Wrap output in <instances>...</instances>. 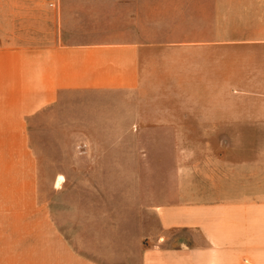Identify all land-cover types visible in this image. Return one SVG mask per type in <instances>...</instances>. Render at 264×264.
<instances>
[{
    "label": "crops",
    "instance_id": "crops-1",
    "mask_svg": "<svg viewBox=\"0 0 264 264\" xmlns=\"http://www.w3.org/2000/svg\"><path fill=\"white\" fill-rule=\"evenodd\" d=\"M196 10L192 38L190 7L182 32L160 36L158 8L143 0H0V139L28 138L33 116L68 99L86 108L83 138L125 121L164 130L181 140V192L153 208L157 241L181 232L183 247L142 249L137 264H264V0H198ZM14 149L0 150V171L24 153ZM9 233L0 227V264L77 258L45 241L46 219L39 244Z\"/></svg>",
    "mask_w": 264,
    "mask_h": 264
},
{
    "label": "rangeland",
    "instance_id": "rangeland-1",
    "mask_svg": "<svg viewBox=\"0 0 264 264\" xmlns=\"http://www.w3.org/2000/svg\"><path fill=\"white\" fill-rule=\"evenodd\" d=\"M143 4L158 8L160 36L182 32L178 15L188 7L192 38L198 34L194 11L198 0H143ZM223 29L229 31V24ZM63 103L56 111L33 116L28 138L0 139V150L24 152L6 155L9 171H0V196H8V202L0 204L4 206L0 227L13 228L11 241L39 244L46 219L45 241L73 250L74 264H137L142 249L182 248L181 232L169 233L158 244L160 229L153 214L155 206L172 203L181 192L173 154L181 140L166 138L161 129L130 127L127 121L110 123L107 132L94 131L92 137L83 138L86 108L70 99ZM124 117L129 115L110 116L115 121ZM197 141L186 140L190 146H197ZM58 176L64 178L59 189L54 186ZM64 264L71 263L64 260Z\"/></svg>",
    "mask_w": 264,
    "mask_h": 264
},
{
    "label": "bare ground",
    "instance_id": "bare-ground-1",
    "mask_svg": "<svg viewBox=\"0 0 264 264\" xmlns=\"http://www.w3.org/2000/svg\"><path fill=\"white\" fill-rule=\"evenodd\" d=\"M64 182V179L62 177H59V179L57 180V184L56 187H60V185Z\"/></svg>",
    "mask_w": 264,
    "mask_h": 264
}]
</instances>
